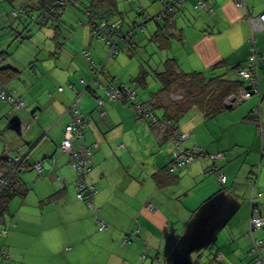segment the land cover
<instances>
[{
    "label": "crops",
    "instance_id": "1",
    "mask_svg": "<svg viewBox=\"0 0 264 264\" xmlns=\"http://www.w3.org/2000/svg\"><path fill=\"white\" fill-rule=\"evenodd\" d=\"M89 1L83 8L78 0L55 8L58 12L75 6L78 15L84 16L85 20L77 21L81 39L76 45L75 41L58 39L55 44L48 39L49 47L56 48L49 52L41 73L30 57L4 63L6 39L1 37L4 25L14 31L8 24L9 15L32 18L30 10H37L39 0L11 3L8 21L0 23V80L24 101L23 107L16 108L0 100V164L3 157L6 164L18 159L13 181L25 187L22 194L8 200L0 214V263L252 264L250 197L264 214V157L250 111L261 101L264 117V95L259 100L254 94L212 117H204L192 105L177 118L179 128L187 133L181 141L184 147L200 145L208 153H221L215 164L225 174L223 184L210 172L212 161L207 155L170 175L166 166L172 163L175 144L167 127L138 119L127 103L108 99L104 87L91 82L89 61L81 54L87 46L96 65H103L98 79L104 85L124 82L135 89V100L146 101L161 87L154 71L163 69L167 59L181 73L206 76L243 67L252 46L245 13L232 0H205L211 10L194 8L197 0H185L174 11L170 25H165L163 17L148 18L134 30L136 54L134 48L118 43L119 53L109 56L108 45L89 28L86 7L93 5L100 15L121 22L120 28L127 32L145 14H158L162 4L135 0L136 16H132L123 0ZM245 5L249 15H256L264 9V0H245ZM1 7L6 9L4 4ZM255 47L264 52V30L255 34ZM142 70L146 71L144 85L138 93L140 84L133 82ZM259 88L264 94V63ZM77 92H81L77 108L88 117L80 140L96 143L86 175V181L95 186L92 205L77 198L76 171L60 147L71 119L65 107ZM168 97L175 96L170 92ZM12 118L18 119L17 131L8 123ZM37 162L40 172L33 167ZM256 165L252 184L248 177ZM5 169L0 165V172ZM97 219L107 227L99 229ZM252 235L264 238V226ZM217 253L223 254L220 261L215 258Z\"/></svg>",
    "mask_w": 264,
    "mask_h": 264
},
{
    "label": "built area",
    "instance_id": "2",
    "mask_svg": "<svg viewBox=\"0 0 264 264\" xmlns=\"http://www.w3.org/2000/svg\"><path fill=\"white\" fill-rule=\"evenodd\" d=\"M161 2V10L158 14L150 16L145 14L140 17L139 20L133 23L127 32L120 30V26L116 22H111L106 18H98L95 10L93 9H85V13L89 20L90 29L93 35L97 38L101 39L106 45H108V55H114L119 51L118 43H122L125 47H134L135 44L131 39L132 30L143 24V21L148 18H159L167 16L170 21H173L174 11L184 4L185 0H159ZM234 5L243 10L245 13V19L249 25V41H251V51L248 56L246 65L242 68H239L236 73L248 79L249 81V90L239 89V92L235 96L228 97L232 102H240L252 94L260 96L259 89V67L261 63H264V52L257 51L255 47V34L259 31L264 30V9H262L256 15H249L246 9L245 0H232ZM57 4L60 7H64L67 4H71L76 2V0H56ZM208 8L205 3V0H197L194 4V8L197 7ZM211 10V8H208ZM18 12V10H17ZM16 11H13V14H17ZM115 33V37L113 34ZM81 54L89 61V66L92 72L91 82H95L99 86H103V90L105 95L110 100H127L128 107L133 111L134 116L138 119H147L150 123H159L163 127L174 128L173 124L170 121L163 120L158 118L155 114L154 109L152 107V103L149 101L138 102L135 100L136 92L135 89L130 88L124 82H109L107 84H103L99 79L98 75L104 72V67L97 66L94 60L89 55V49L84 47L81 50ZM1 60V59H0ZM80 83H84L83 79H79ZM134 83V82H133ZM87 84V83H86ZM61 89V87L59 88ZM81 92H77L73 100L70 104L65 107V110L69 112L71 119L65 125L64 137L61 142V149L67 153L68 155V163L69 165L76 171V181L74 187L76 189L77 198L84 200L88 204L92 205V195L95 190V186L93 184H89L86 181V173L90 169V164L92 162V153L96 143L86 144L84 141L80 140L83 135V129L88 123V117L81 113L77 108V103L80 100ZM99 102H102L100 97H96ZM0 100L7 101L11 103L13 107H23L24 101L20 95H16L7 88L6 83L0 80ZM251 118L253 121L257 123V131L258 138L260 141V153L261 156L264 157V117L261 115L260 103L255 105L251 111ZM187 133L182 131L181 129L175 128L171 137L175 143V149L173 150L174 162L173 166H185L189 161L194 158L202 157L204 155H208L212 162L214 163L217 160L221 153H213L206 154L205 150L198 145L192 146L190 148H184L181 145V141L185 139ZM75 139H78L79 142L75 143ZM12 161V160H11ZM14 164L13 171L17 170L19 167V160L14 159L12 161ZM173 166L170 167L172 170ZM33 167L40 172L41 164L39 162L35 163ZM212 170L216 172V181L218 183H222L225 181V174L223 170L213 164L211 167ZM258 165H256L252 175L248 177V179L252 182L255 181V176L257 173ZM8 176L4 175V173L0 172V187H2L7 181ZM149 208L151 205L148 204ZM98 228L103 229L106 228L107 225L103 223L101 220H98ZM264 226V214L260 213V208L257 204L252 202V197H250V214H249V235H251V248L249 253L252 254V264H264V254H262V249H264V238L254 237L253 231ZM4 233L5 230H2ZM2 251V256L6 257V253L4 250ZM215 258L217 260H221L223 258L222 253L215 254ZM1 264V263H0Z\"/></svg>",
    "mask_w": 264,
    "mask_h": 264
},
{
    "label": "trees",
    "instance_id": "3",
    "mask_svg": "<svg viewBox=\"0 0 264 264\" xmlns=\"http://www.w3.org/2000/svg\"><path fill=\"white\" fill-rule=\"evenodd\" d=\"M37 5L38 6L36 8L39 11V16L41 18L43 16L47 17L50 14H53V16L56 15L57 12H55V10L60 7L57 4L56 0H39V3ZM87 8L95 10L98 18H106L112 22V20L109 17L100 15L98 10L94 8L93 5H89L88 7H86V9ZM164 21H165V25H170L172 23V21H170V19L167 16H164ZM88 24H89V20H88ZM119 24H121V22H119L118 25ZM130 26L131 25H129V27ZM122 29L123 28H120L121 32H122ZM134 34H135L134 30H132L130 37L133 43L136 45L135 40L133 39ZM115 36L116 35L114 33L113 37ZM133 48L134 47L132 48L129 47L128 49H133ZM171 60L172 59H167L164 62L163 69L161 70L156 69L154 71L156 78L161 82V87L151 94L150 99L146 100L152 103V107L154 109L155 114L158 116V118L170 121L173 124L174 128L172 129L167 128L170 137H171V134L174 133L175 128L177 129L179 128L177 124V118L183 115L184 113H186L188 108L191 107L192 105H195L202 112L204 117H212L216 113L225 109L226 107H232L233 105L239 103V102H234V101L232 102L231 100H229L228 97H230L231 95L232 96L237 95L239 92V89L249 90L248 79L243 78L236 73V71L240 67H234L230 71L231 72L234 71L241 79L228 76L226 71L221 74L215 73V74L206 76L202 72L181 73L180 71H177L175 64L172 63ZM259 71H260V67H259ZM145 72H146L145 70L141 71L138 78L134 79L133 85H136V84H140L142 86L144 85V80L142 79L144 77ZM116 82H120V81H116ZM243 82H245V84H243ZM170 92H171V95L173 94L175 96L173 97L172 100L169 99L170 97H168V94ZM262 95L264 94L260 92L259 100H261ZM121 101L125 103L128 102L127 100H124V99H122ZM136 101L144 102V101H140L137 99ZM253 107L251 108V111ZM160 109L162 110V113L161 115H158V110ZM251 111H250V117H251ZM181 145H182V142H181ZM182 147L184 146L182 145ZM184 148H187V147H184ZM174 149L175 148L172 149V156H171L172 163L175 161L173 157ZM205 152L206 154H213V153H208L206 150ZM198 158L197 157L194 158L193 160L189 161V163H191L192 161H195ZM2 159H4V161L0 165H2V167L6 166V169H5L6 171L4 170L5 172L4 174L8 176V179L5 182V184L2 187H0V214L4 210V206L7 204L8 200L12 198L13 195L22 194L25 190V187H22V186L19 187V185L17 186L15 182L13 181V176L15 173L13 171V164L11 163L6 164V161H7L6 157H3ZM215 161L214 163L213 162L211 163L212 165H210L209 170L210 172L215 173V179H216V172L212 170L211 168L213 164L216 165ZM172 163L166 166V171L170 175H174L178 169H181L184 167V166L182 167L173 166ZM171 166H173L172 170H170ZM219 184H223V182Z\"/></svg>",
    "mask_w": 264,
    "mask_h": 264
},
{
    "label": "rangeland",
    "instance_id": "4",
    "mask_svg": "<svg viewBox=\"0 0 264 264\" xmlns=\"http://www.w3.org/2000/svg\"><path fill=\"white\" fill-rule=\"evenodd\" d=\"M35 0H12L13 4L23 5L27 2H33ZM79 2V0H78ZM124 7H126V12H128L132 16H136V1L135 0H123ZM6 0H0V13L3 11L1 4H4L5 10L0 14V23L2 21H8L6 13L9 11L10 6H14ZM90 3L89 0H81L78 4L83 6H87ZM27 6V5H25ZM75 6L69 7L66 10H59L54 16H48L46 18H41L38 15V10L31 9L30 13L32 14V18L25 16V14H19L18 17L8 16L9 21L8 24L11 23L14 31H9L8 27L4 25V28L1 31H4L2 38L6 39V44L2 47H6L4 54V63L6 60L18 62L24 58L30 57V60L34 61V63L38 66V70L41 73L46 68V62L48 61V54L50 51H54L55 47H49L50 42L57 44L58 39H65L68 43L72 44V41H75V44L80 43V24H77L78 18L85 20L82 14L77 13L74 9ZM15 9V8H13ZM11 9V11L13 10ZM65 10V12H64ZM84 12V11H83ZM85 14V13H84ZM86 21L88 23V17L85 15ZM89 26V25H88ZM76 27V29H75ZM90 28V26H89ZM6 31V32H5ZM12 33V34H11ZM72 34H74V39L72 38ZM60 35L56 39H50V36ZM69 39V40H68ZM141 44V43H140ZM151 46V43H149ZM88 48L87 46H84ZM136 47V46H135ZM134 47V53L136 54V47ZM1 48V47H0ZM3 48V50H4ZM83 48V47H82ZM81 48V49H82ZM120 51V50H119ZM119 53V52H118ZM113 59V58H111ZM227 75L233 78H238L234 75L230 69L226 70ZM24 74H28L25 72ZM131 74V73H130ZM152 77L149 76V80L152 81ZM143 87L141 85H137V92L141 91ZM75 173V171H74ZM76 176V173H75ZM99 220V219H98Z\"/></svg>",
    "mask_w": 264,
    "mask_h": 264
},
{
    "label": "water",
    "instance_id": "5",
    "mask_svg": "<svg viewBox=\"0 0 264 264\" xmlns=\"http://www.w3.org/2000/svg\"><path fill=\"white\" fill-rule=\"evenodd\" d=\"M8 123L10 124V128L17 131L18 130V119L12 118L8 120Z\"/></svg>",
    "mask_w": 264,
    "mask_h": 264
},
{
    "label": "clouds",
    "instance_id": "6",
    "mask_svg": "<svg viewBox=\"0 0 264 264\" xmlns=\"http://www.w3.org/2000/svg\"><path fill=\"white\" fill-rule=\"evenodd\" d=\"M136 22H137V21H136ZM138 27H139V26L135 27L133 30L137 29ZM135 46H136V45H135ZM135 46H134V47H135ZM127 48H128V47H127Z\"/></svg>",
    "mask_w": 264,
    "mask_h": 264
}]
</instances>
